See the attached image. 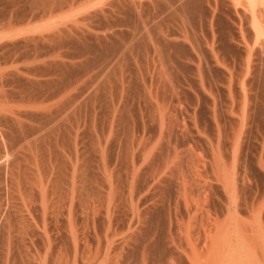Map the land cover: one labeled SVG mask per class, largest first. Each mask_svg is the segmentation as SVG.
Instances as JSON below:
<instances>
[{"label":"rangeland","instance_id":"rangeland-1","mask_svg":"<svg viewBox=\"0 0 264 264\" xmlns=\"http://www.w3.org/2000/svg\"><path fill=\"white\" fill-rule=\"evenodd\" d=\"M51 1L53 0H47V2L45 0H19L14 2H17V7H35L37 5L36 8H41V6L44 8V5L49 7L54 1L59 3V1L65 0H54L49 3ZM163 1L158 6L141 10L135 8L127 0V6H123L125 9L107 6L102 14L96 16L93 15V7L78 10L75 7L74 10L71 9L72 12H70V8L65 9L64 12L68 13L65 14L71 18L72 23L68 20L70 25L72 24L76 28L75 31H72L76 36L73 35V43H71L75 47L60 48L57 54L68 61L70 59L68 55L74 54L76 50L77 57L72 60L75 65L69 69L72 74L69 80L65 78L60 83V87L54 91L47 89L45 98L30 100L26 98L21 84L22 78L27 76L25 72L29 63L27 60H23L22 56H18L19 59L16 57L17 60L13 56V59H9L10 62L8 60V64L1 65L0 119H3V122H0V134L2 132L9 134L7 140L10 141L9 145L12 147H7L6 151L8 148L10 149L7 151L8 156L10 155L9 158L11 157L10 163H14L15 159L20 162L19 169L17 167L16 170L11 169V164L4 165L5 162L0 165V167L4 166L1 167L2 171L0 170V172L4 173L2 176H5L2 177L0 174L2 178H5L3 180L0 177V228L11 227L12 216L7 212V208L12 210L13 203L20 207L23 195L17 191V187L23 183L26 188H31L35 182L42 180L48 189V186H52L54 183L55 176L59 179L62 175L63 180L60 184L65 187L64 194L67 195L69 189L71 195L78 191L81 192L83 190L82 178L86 172L89 175L88 163L94 162V164L92 163L94 173L100 175L105 172L104 157L108 148L116 150L119 139L118 132L130 122L133 127L134 120L140 121L139 113L142 112L140 106L142 102L145 103L144 108H147V105L151 104V100H156L159 111L162 113V123L159 142L157 147L152 148L151 155H157L160 182H158L157 188L161 195L157 201L142 200L140 202L137 212L131 218L130 226L127 225L126 236L129 234V227L133 231L123 242L116 255L118 258H108L98 264H107V262L122 264V261L128 257L131 258L130 261L135 260L136 253L138 254L140 251L137 248H141L143 242L141 244L135 242L131 236L135 234L141 237L146 236V227L144 229V225L140 224L143 220L140 213L149 206L155 207L152 211L156 210L162 216L159 219L160 222L155 224L157 227L152 228V230H156V235L154 234L155 236L152 237H163V241L168 239L166 240V243H169L167 246L172 249L176 248L174 250L181 248L178 251L189 246L187 241H192L193 234L195 235L199 229H202V225L207 226L209 222L217 220L219 221L217 223L226 222L227 226L230 224L233 234L231 239L226 240V243L229 242V245L231 243L229 247L232 248L228 252L231 250L234 254L231 253L230 256L225 257L223 262L238 264L241 261L245 244H241L242 239L241 243H238L240 239L238 242L235 240V233H237L235 229L238 230L239 225L243 226L248 223L246 215L254 202H256L254 206L257 208V203H260V200L264 201V66L261 65L262 68L256 70L255 65L264 63V51L260 48L259 42L261 41L256 42L251 37L255 28L249 19H244L235 25L227 24L226 27L214 26L207 20L197 21V14H190V17H187L183 8L174 3V0ZM242 1L244 2V0ZM243 2L237 6L238 10L248 11L244 4L246 2ZM10 3V0H0V21L12 9ZM220 5H224L221 6L222 9L218 7L219 12L223 11L220 12V15L225 12L226 15L229 10L226 9L228 3ZM7 9L9 11H6ZM2 10L5 11L2 12ZM71 13L73 16L70 15ZM80 29L88 31L93 37H103L108 40L113 46L108 54L109 57L111 55L113 57H107V51L97 45L98 43H91L92 45L87 43L93 49L87 53L86 44L76 40L77 32ZM214 32L216 40L212 43L215 48L209 41ZM228 32H232L234 38H240L243 47L248 44V49L244 50L243 48L230 56L226 55L229 57L222 56L218 48L220 43L218 39L221 37L220 35ZM217 33L219 37H217ZM171 40H175V43L182 44V46L185 45L184 48L187 46V49L173 47ZM183 41L184 43H182ZM198 45L202 48H199ZM96 46L98 47L96 48ZM157 46L158 48H156ZM211 47L214 49L211 50ZM198 49L202 50L198 51ZM215 49L217 50L215 51ZM81 50L83 51L82 55H80ZM255 50H259L260 54L256 55ZM8 54L7 57H9ZM108 62L109 64H107ZM252 69L258 71V74L256 73L258 78L255 77V79L263 80V82H258L257 88L255 83L252 84L250 80L255 76ZM17 80L21 83L19 84ZM53 93L54 96H52ZM253 95H257V99H252ZM182 100H185L184 104H181ZM185 103L188 106H185ZM135 104L139 106L140 112L135 110ZM250 107L254 109V114L257 112L259 115H253V117L248 114ZM174 108L178 111L177 122L185 127L182 135L184 145L180 151L181 154L170 144V137L173 142L175 140L179 143L174 119L170 122V136L168 135V124L171 118H168V115ZM200 108L204 110L202 115L205 120V133L200 131L197 136L193 132L196 129L193 128V123L196 127L203 126L202 119L197 121ZM132 113H136V117L133 118ZM120 114L124 124L117 127V117ZM179 114L183 115V118ZM229 115L238 120L237 136L234 138L229 137L227 128ZM249 115L251 118H248ZM187 118L191 119L188 120V127ZM234 124L233 122L231 130L235 128ZM136 136L139 140V132L135 133L131 131V128L126 130V160L127 164L134 166L137 162V167L144 169L149 164L150 148L145 151L144 146L140 143L134 145ZM190 141H193L194 144L191 143L189 147ZM1 145L0 142V147L3 146ZM197 146L200 149L199 152L196 149ZM0 152H2L1 148ZM2 153L5 154V152ZM2 153L0 156L3 155ZM181 155L184 157L183 161L179 160ZM259 162L260 166H258ZM5 166H10L9 169L14 171L15 175L20 174L19 177L11 176L10 172L12 171H6L8 168ZM257 166L259 170L263 169L260 177L261 172L257 170ZM5 174H9L7 178ZM91 176L95 178L94 174ZM130 176L133 177L134 173H131ZM174 179L178 181L173 182ZM180 179L184 181H179ZM243 191H246L247 195L243 196ZM174 192L180 199L184 198L183 203L182 201H166ZM186 193L190 201L187 200ZM199 196L203 197L197 201ZM253 199L254 201H252ZM137 202L135 201L131 205L135 206ZM250 204L252 205L249 206ZM246 206L249 207L248 210ZM131 213L132 210L127 211V215ZM214 216L216 219L213 218ZM210 217L213 219L210 220ZM230 217L232 218L230 219ZM6 222L8 223L6 224ZM201 223L202 225H200ZM159 224L161 225L158 226ZM180 227L183 228L180 229ZM154 231L152 232L155 233ZM187 234L191 238L185 239L188 237ZM168 237L174 240V243ZM233 238L234 240H232ZM70 242L68 238L63 239L60 245H67ZM138 244L141 246L139 247ZM240 247L242 248L240 249ZM4 248L6 247L4 246ZM135 248L136 250H134ZM236 249L238 253L235 251ZM0 253H2L0 263L6 262L4 259L6 252L0 251ZM234 255L236 256L234 257ZM232 258H235L234 262L236 263H232ZM85 260H87V264L91 263V259ZM83 261H80V264ZM53 262V264H63L60 258H56Z\"/></svg>","mask_w":264,"mask_h":264},{"label":"bare ground","instance_id":"bare-ground-1","mask_svg":"<svg viewBox=\"0 0 264 264\" xmlns=\"http://www.w3.org/2000/svg\"><path fill=\"white\" fill-rule=\"evenodd\" d=\"M14 1H19V0H10V2H11L10 6L12 7V9L10 10V12L8 14H6L7 13L6 12L5 13L6 15H4V18H2L3 20L0 21V67H2L3 64H5V65L8 64L7 63L8 60L11 59L13 56H14V59L16 57L18 58V56H22L24 58L23 60L28 61L29 67H26V69L28 68L27 71L25 70L26 71L25 73L27 74V76L22 78L23 81L21 84L25 93H26V98L28 100L33 99V98H35V99L43 98L45 96V91L47 89L54 91L55 89L60 87V83H62L65 78L69 80L70 76H72L69 69L75 65L73 63L74 61L72 62V60L75 57H77L76 50H75V52L73 51L74 54H72V53L69 55L67 54L68 57H70V59H69L66 56V58L69 59L68 61L62 59L61 58L62 56L57 54L58 49L63 48V47H71L72 46L71 45V43H73L72 37H73V35H75L74 32H72V31L76 30L75 26H73L72 24L70 25V23H72L70 21L71 18L69 15H66L68 13L64 12L65 9L68 10L70 8L69 10H70V12H72L71 9H73V8L75 9V7L77 10L78 9H86V8L91 9L93 7L94 8L93 15L96 16V15L102 14L104 12L105 7H107V6L113 7L115 9H120L121 7L124 8L123 6H127V0H65L62 2L59 1V3L58 2L56 3L53 0L54 3H52L53 1L49 2V3H52L50 5L48 4L49 7L48 6L46 7L44 5L43 6L44 8H42V6H41V8H42L41 9V8H36L37 5L35 7H33V6L32 7H17L18 4H16L17 2H14ZM45 1L47 2V0H45ZM48 1H50V0H48ZM128 1L130 4H133L135 6V8L142 10L145 8L150 9L148 7H151V6H158L159 4H162L163 0H128ZM173 2L178 4V6H180L181 8H183L184 12H186L187 17H190L189 16L190 14H192V15L197 14V16H198L197 21L200 22L203 20H207L210 23L214 24V26L222 25L223 27H226L227 24L228 25L229 24L235 25V24L241 23L244 19H249L250 21H252V23H253L252 25L255 28L254 32L252 33V35L254 36V41H256V42H258V40L261 41V42H259L260 48L264 51V0H244V2H246V3H244L242 0H174ZM221 2L222 3H228L226 9H229V10H228L226 15H225L226 12L221 13V15H220V12H223V11L220 10V12H219V10H218V7L224 6V5H220V4H222ZM242 2L246 5L245 7H247L248 11L243 12V11L238 10L239 7H237V6ZM34 3H36V2H34ZM28 8H30V9H28ZM206 8H207V11H205ZM221 9H222V7H221ZM4 11L2 10V12H4ZM6 11H9V10L7 9ZM224 11H225V9H224ZM73 13H71L70 15L73 16ZM3 14H1V15H3ZM222 15H224V16H222ZM186 16H185V18H186ZM188 19L191 20V18H188ZM193 19L195 20V18H193ZM68 20L70 21V23ZM77 33L78 34H77L76 40L82 44L83 43L86 44V46H85L86 52L89 50H93L92 46L89 47L87 43H90V44L91 43H95V44L98 43L97 45H100L105 51H107L106 55H107V57H109V54H110L113 46L111 45V43L108 42V40L104 39L103 37H96V36L93 37L89 34L88 31H86L84 29L78 30ZM218 33L216 34L217 37H219ZM220 36L221 37L218 39L220 41L219 47L217 45L216 46L220 49L219 52H221L220 54L222 56H226V55L230 56L231 55V50H230L231 48L235 49V48H241L242 47V45L240 43L241 41L239 40L240 38L238 39V41H236L237 38H234V34L232 35V32L224 33ZM241 36H243V35H241ZM111 39H113V38H111ZM215 40L216 39H215V32H214V33H212L209 41H211V43H212ZM166 41H167V39H166ZM171 41H172V43L174 42L173 44L171 43V45L173 47L182 48V50L185 47V45L182 46V44L175 43V40L174 41L171 40ZM176 42H178V41L176 40ZM182 43H184V41ZM77 44H79V43H77ZM211 45H213V43ZM100 46H99V49H100ZM167 46H169V45H167ZM74 47H75V45H74ZM97 47L98 46H96V48ZM173 47H171V48H173ZM198 47L200 48L201 46L198 45ZM212 47H211V50H213L215 48V46L213 49H212ZM156 48H158V46ZM185 49H187V46H186V48H184V50ZM217 49H215V51ZM166 50H168V48ZM177 50L179 51V49H177ZM199 50H202V49H198V51ZM113 51H115V50H113ZM82 52L83 51L81 50L80 55H82ZM108 52H109V54H108ZM7 53L10 54V55L8 54L9 57H7ZM77 53L79 54V52H77ZM229 56H226V57H229ZM17 58H16V60H17ZM10 61L11 60H9V62ZM107 64H109V62ZM255 71H254L255 76L254 77L252 76L253 78L250 80H251L252 84L255 83L254 85H256V88H257V86L259 84L258 82H262L263 80L255 79V77L258 74L257 73L258 71H256V72ZM259 76H260V74H259ZM256 78H258V77H256ZM20 83H21V81L19 82V84ZM52 96H54V93L52 94ZM258 96H259V94H258ZM252 99H254V100L257 99V95L256 96L253 95ZM118 110H120V109H118ZM120 111H122V110H120ZM121 114L119 117H117V124H116L117 127L124 124L123 123L124 121L122 120ZM248 114H251V116L259 115V114H257V112H255V114H254V109L251 107L249 108ZM251 116L249 115L248 118H251ZM0 122H3V119L2 120L0 119ZM0 125H1V123H0ZM8 138H9V134L4 133V132H2V134H0V142L4 146L3 147L1 145L2 147H0V148L2 149V152H5V154L0 152V154L1 153L3 154L0 156V165L4 162L6 163L4 165L11 164L10 163L11 161L9 160L11 157L9 158L10 155L8 156V153H7V151L10 149L8 148V150L6 151L7 147H12L9 145L10 141L7 140ZM9 153H10V151H9ZM262 160H263V156H262ZM262 160H261V163H262ZM13 162L14 163L11 164L12 168L10 166H8V167L5 166L6 168H8V170H6V171H8V172L12 171L9 168L16 170L18 167V169H19L18 165H19L20 161L18 162L15 159ZM215 165H216V163H215ZM258 166H260V162H259ZM258 166H257V170H259ZM1 167H4V166L2 165ZM0 170L2 171V168ZM81 170H82V168H81ZM261 170H263V169H261ZM261 170H259V171L261 172ZM10 173H11V176H13V177L14 176L19 177V175H20V174L15 175L14 171H12ZM256 173H258V172L256 171ZM0 174L2 176L4 173L0 172ZM261 174H262V172L259 174V177ZM7 175H9V174H7ZM7 175H6V178L8 177ZM84 175H85L84 178H82V185H84V182L87 178V172ZM255 176H257V175H255ZM2 177H5V176H2ZM2 179L4 180L5 178H2ZM229 184H227V185H229ZM237 189H239L238 186H237ZM162 190H164V189H162ZM228 191H230V190H228ZM242 194H243V196L247 195L246 191H243ZM232 196H234V195L232 194ZM256 199H255V201H258ZM197 201H199V200H197ZM252 201H254V199ZM260 201H261L260 203H257L258 204L257 208H256V206H254V203H256V202H254L253 205L250 204L249 206L252 205V208L250 207L249 210H248L249 207H247L248 204L246 202V204H247L246 209L248 210V214L246 215V220L248 223L244 224L243 226L239 225L238 230H237V228L235 229L237 232V233H235L236 234L235 240L238 242L239 239L240 240L242 239L243 242H242V240L241 241L239 240L238 243L242 242L241 244H245V245H243V246H245V247H243L244 248L243 253L241 252L242 253L241 261L240 262L237 261L238 264H264V203H263L264 201L263 200H260ZM154 208L155 207L149 206L147 209H144V211L140 213V217L143 220L141 222L139 220L138 221L140 222L141 225H144L143 226L144 229L146 227V230H145L146 236H144V237L136 236L137 234H135L134 236H131V239L134 240L135 242H139L140 244H141V242L144 243V244L143 243L141 244L142 246L140 245L141 248H137L140 250V251L137 250V251H139L138 254L140 253V255L138 256V254L136 253V257H135L134 261H130L131 258L128 257V259L122 261V264H229V263H226L225 261L223 262V259H225V257H227V256H230L232 253L231 250H230V252H228L229 249L232 248V247L231 248L229 247L231 245V243H230V245H229V242L226 243V240L227 239L229 240V238L231 239L232 238L231 235L233 234V232H232L233 230H231V227L229 226L230 224L227 226L225 224L226 222L225 223L224 222L217 223L218 220L216 222H209L207 226L206 225L203 226L201 223L200 224V225H202L201 228L202 227L203 228L199 229V230L197 229L198 231L196 232L195 235L192 232V234H193L192 241L191 242L187 241V242H189V244H188L189 246L187 245L188 246L187 248H183L182 251H178L181 249V248L178 249L181 245H178L179 246L177 248L178 250H174L176 248L172 249V247L167 246V244H169V243H166V240H168V239L163 241L162 240L163 237H160L161 235L159 236L160 238H158L157 236L155 238L152 237L154 234L156 235V230L154 231V230H152V228L154 226L157 227V225H155V224H156V222L158 223L159 219L162 217L160 215L161 213L159 214L156 210H155V212L152 211V209H154ZM194 215H196V214H194ZM229 216H231V215H229ZM213 218H215V216ZM213 218H211L210 220H212ZM231 218L232 217H230V219ZM138 219H139V217H138ZM169 222H170V220H169ZM7 223L8 222H6V224ZM222 223H224V224H222ZM137 224H139V223H137ZM205 224H207V223H205ZM160 225L161 224H159L158 226H160ZM139 228H141V227H139ZM181 228H183V227H180V229ZM152 231H154L155 233H153ZM139 232H136V233H139ZM184 233H186V232H184ZM189 234H187V236ZM187 238H191V237L188 236L185 239H187ZM170 240H172V239H170ZM232 240H234V238ZM173 241L174 240H172V243H174ZM230 242H232V241L230 240ZM172 243L170 244L171 246H172ZM175 244H177V243H175ZM138 246H139V244H138ZM241 248L242 247H240V249ZM122 249H124V247H122ZM237 249H239V248H237ZM237 249L235 250L236 252H237ZM134 250H136V248ZM233 254L234 253H232V255ZM235 256L236 255H234V257ZM232 259H233V261H232V263H233L235 258H232ZM234 263H236V262H234Z\"/></svg>","mask_w":264,"mask_h":264},{"label":"crops","instance_id":"crops-1","mask_svg":"<svg viewBox=\"0 0 264 264\" xmlns=\"http://www.w3.org/2000/svg\"><path fill=\"white\" fill-rule=\"evenodd\" d=\"M251 37L254 39L253 35ZM243 48L244 50L248 49V44L241 48H231V54ZM255 53L256 55L260 54L259 50H255ZM255 65L256 70H260L264 63ZM181 102L184 104L185 100ZM174 105L176 106L175 103ZM134 106L136 107L135 110L140 112L139 106L137 104ZM140 106L142 110L139 113L141 115L140 121L134 120L133 127L130 122L131 125L127 124L118 132L119 139L116 150L115 148L107 149L104 157L106 171L98 175L93 172L92 163L94 164V162L88 163L89 175H87L86 184L83 185L81 192L78 191L71 195L69 189L68 194H64L65 187L60 184L63 180L62 175L59 179L55 176L54 183L52 186L49 185L48 189L42 180L35 182L31 188H26L24 183L17 187V191L23 195L20 207L13 203L12 210L7 208V212L11 213L12 216L11 227L0 228V251L6 252V258H4L6 262L3 264H53L56 258H60L63 264H80L82 260L84 261L81 264H87L85 259H91L90 264H98L108 258H118L116 255L123 242L133 231L129 227L128 237L126 236L127 225L130 226L131 218L137 212L140 202L142 200L157 201L161 195L157 188L159 182L157 155L152 156L151 154L152 148L157 147L159 142L162 113L159 111L156 100H151V104H148L147 108H144V102ZM185 106L188 105L185 103ZM172 110L168 115V118L171 117L168 124V135L170 136V122L174 119L179 143L175 140L173 142L170 137V144L181 154L180 151L184 145L182 135L185 127L177 122V109ZM203 111L200 108L197 114V121L202 119L203 126L196 127L193 123V128H196L193 132L197 136L200 131L205 133ZM132 116L133 118L136 117V113H132ZM181 116L183 118V115ZM227 119L229 137L234 138L237 136L238 120L233 119L231 115ZM188 120L191 119L187 118V127ZM233 122L235 128L231 130ZM143 123L145 124L142 125ZM128 128H131V131L135 133L139 132L140 139L138 140L136 136L134 145L140 143L144 146L145 151L150 148L149 164L144 169L137 167V162L134 166L127 164L126 130ZM203 136L205 138V134ZM191 143L193 141L189 142V147ZM196 149L198 152L200 151L198 146ZM183 159L184 157L181 155L179 160L183 161ZM131 173H134L133 177L130 176ZM91 174H94L95 178ZM140 175L144 176L139 177ZM176 181L178 180H173V182ZM179 181L184 180L180 179ZM186 196L187 200L190 201L187 193ZM99 197L101 198L98 199ZM202 197L199 196V199ZM135 201H138L136 205H131ZM166 201H182L183 203L184 198L180 199L174 192ZM183 209L185 212L184 204ZM128 210H132V213L126 215ZM67 238L71 242L67 245H60L61 241ZM0 257H2V253H0ZM107 264L110 263L107 262Z\"/></svg>","mask_w":264,"mask_h":264}]
</instances>
